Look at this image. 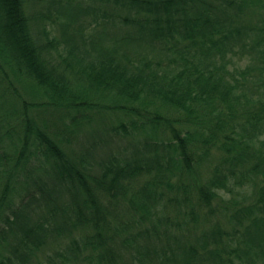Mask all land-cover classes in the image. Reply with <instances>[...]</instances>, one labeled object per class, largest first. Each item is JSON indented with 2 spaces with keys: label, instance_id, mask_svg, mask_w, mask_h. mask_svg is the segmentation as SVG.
I'll use <instances>...</instances> for the list:
<instances>
[{
  "label": "trees",
  "instance_id": "1",
  "mask_svg": "<svg viewBox=\"0 0 264 264\" xmlns=\"http://www.w3.org/2000/svg\"><path fill=\"white\" fill-rule=\"evenodd\" d=\"M104 1L126 12L123 54L0 0V264L264 261V0ZM97 7L89 25L110 16ZM93 124L123 151L76 150ZM247 184V204L217 196Z\"/></svg>",
  "mask_w": 264,
  "mask_h": 264
},
{
  "label": "rangeland",
  "instance_id": "2",
  "mask_svg": "<svg viewBox=\"0 0 264 264\" xmlns=\"http://www.w3.org/2000/svg\"><path fill=\"white\" fill-rule=\"evenodd\" d=\"M101 6L103 9H105V12L110 13V16H108L107 20L102 22V24H95V25H89L88 19H90V16L86 14V9L89 10V8L97 9V6ZM58 8L64 10L65 12H58ZM78 8V14L75 11H69V9ZM26 9L27 12L30 14H37L42 16H47L45 13L49 12V15L52 14V18H49V21L51 23V26L47 27L49 29V32L51 34V38H55L57 40L63 41L65 38L68 41H75L77 44L83 47V45H87L89 52L93 55L97 56L96 53L98 50H96L102 41L106 39H111L114 41L115 45H117V49L122 52L123 51V33L125 31V25H123V20H120L116 18L118 15L125 14L123 12V8H120V6L108 3L104 0H27L26 3ZM65 14V15H64ZM112 15L115 18H112ZM78 25H81L83 28L87 31V38L80 37L76 33H71L70 31L73 28L78 27ZM67 32L69 34L67 35ZM97 37L103 38L102 41H94L97 40ZM135 43L134 41H131ZM129 51V50H128ZM123 54V52H122ZM130 55H132V50L129 52ZM141 54L139 51V48L134 50V55ZM148 56L151 58L152 56L148 54ZM86 57H89V55H86ZM230 60L232 63L229 64V68L231 69L233 63L237 66L241 65V63L246 62L245 59H239L238 57L231 58ZM29 97V95L27 94ZM35 117H39L42 115L41 111L39 112H32ZM47 114V113H46ZM45 114V115H46ZM32 115V114H31ZM98 131V132H97ZM89 132V133H88ZM103 136L110 135L111 138H102ZM143 138V136H141ZM101 139V140H100ZM94 141V142H93ZM73 146L76 150H80L82 147L84 149H87L92 159L95 158H102L107 157V152L118 150L123 151V146L126 147V141L119 138L118 136H114V134L111 131H105L100 126H97L96 124L91 126H86L81 129L80 132H78V139L73 141ZM121 147V148H120ZM217 146L212 147V151L214 152L212 156L207 158L206 160H203V163H201V168L205 169L208 165L211 164V160L213 161L215 156H218V152H216ZM156 151H161L160 146H157ZM106 153V154H105ZM207 161V162H206ZM199 175L201 176V173L199 171ZM196 177H198V174L196 173ZM195 179V178H194ZM200 182V181H199ZM253 187L247 184L244 188L235 187L234 190L229 194V192H226V190H218L217 196L229 198L233 195L242 203L247 204L248 201H252L253 193H252ZM193 200V199H192ZM213 202L214 206L217 207L216 204L219 200H214ZM194 204V203H193ZM221 203H219L220 205ZM191 205V203H190ZM206 211V208H200L198 210L199 212V218L198 224L201 226L200 229H202L205 226V221L203 219V213ZM166 213L171 216V221L175 223V215H176V208L175 205L169 204L166 208ZM168 217V216H166ZM166 219V218H165ZM170 219V217H168ZM168 221V222H171ZM203 224V226H202ZM207 225V224H206ZM172 227L175 230V227L172 225ZM179 229V227H176ZM185 228L181 224L180 229L178 230L179 234H182L184 232ZM197 232V231H194ZM50 254V250L46 249L45 251L39 252L38 256L41 258L40 260H45L46 257ZM258 264H263V260L261 258L256 259Z\"/></svg>",
  "mask_w": 264,
  "mask_h": 264
}]
</instances>
